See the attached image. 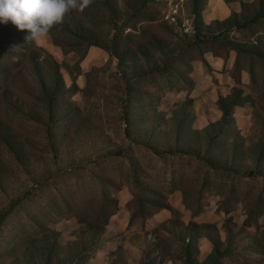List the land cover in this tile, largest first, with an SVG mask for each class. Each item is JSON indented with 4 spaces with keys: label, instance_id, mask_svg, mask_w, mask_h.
<instances>
[{
    "label": "rangeland",
    "instance_id": "obj_1",
    "mask_svg": "<svg viewBox=\"0 0 264 264\" xmlns=\"http://www.w3.org/2000/svg\"><path fill=\"white\" fill-rule=\"evenodd\" d=\"M155 1L145 10L150 13L146 18H154V33L166 40L171 31L194 34L195 0ZM228 1L200 0L201 20L209 24L241 10L239 1ZM241 1L249 19L264 4ZM121 17L130 27L142 22L126 12ZM0 31L12 35V45L18 42L12 59L0 51V214L11 211L0 224V264H42L48 258L50 264H186L182 257L188 245L193 264H215L208 262L214 249L210 238L221 244L219 264H264V165L262 177L251 179L211 170L187 156L156 154L172 147L173 140L156 133L150 148L126 135L125 81L106 50L90 46L81 58L85 48L64 49L51 33L36 44L26 40L28 30H18L11 21L0 23ZM117 31L103 28V41L117 32L116 45L123 49L130 30ZM230 36L258 41L260 48L253 51V86L248 73L242 75L240 88L250 101L235 110L248 152L264 131V19ZM219 45L210 43L225 50ZM208 59L214 72L202 61L193 62L191 93L165 87L158 100L152 83L143 86L148 107L154 115L163 114L162 124L170 123L184 104L198 115V127L219 119L218 95L230 93L236 78L229 76L227 63ZM53 61L62 86L45 125L25 117L22 109L37 108L31 96L40 75L51 83L57 77ZM148 112L140 130L156 125ZM219 146L223 155V141ZM252 166L246 154L241 172ZM148 199L159 205L167 201L174 211L151 217ZM259 208L262 215H257Z\"/></svg>",
    "mask_w": 264,
    "mask_h": 264
},
{
    "label": "trees",
    "instance_id": "obj_2",
    "mask_svg": "<svg viewBox=\"0 0 264 264\" xmlns=\"http://www.w3.org/2000/svg\"><path fill=\"white\" fill-rule=\"evenodd\" d=\"M120 1L93 0L92 4L83 12L74 15L67 14L63 23L53 27L50 33L56 43L62 45L64 49L69 48L68 50L78 51L79 48H85L81 58L85 56L88 47L98 46L116 59L118 73L122 75L125 81L123 119L126 135L138 144L150 146L156 133L158 135L164 134L173 140V149L170 147L167 150L166 147L162 148L163 150L160 152L154 150L156 154L165 155L170 153L174 156L175 154L183 157L187 156L205 164L214 171L228 174L235 173L251 179L261 178L264 165V131L261 141L253 149L246 152L247 138L242 133L240 134L239 129H237L238 124L235 116V110L244 108L250 101V97L244 95L243 90L240 88L245 84L242 75L244 71L248 73L250 84L253 86L254 72L257 66L253 51L260 48L258 41H238L231 37L230 33L236 30H244L259 22L260 18L264 19V4L260 5L258 14L253 19H249L243 9L246 3L237 0L241 6L239 12L232 11L228 18L207 24L201 20V8L197 6L200 0H195L194 34L189 35L183 31H171L167 36L170 40H166L154 33L155 25L152 24L154 18H146V15L150 13L145 10H147L146 8L151 10L150 7L156 5L155 0H139L137 2L122 0L123 9H120ZM223 1L226 3L232 2ZM124 12L129 13L132 20L142 21L139 22L137 28L135 26L130 27L125 21H122L121 15ZM143 23L147 24L142 25ZM106 27L114 31H117L119 27L130 30L126 38L128 43L123 49H119L115 42L114 37L118 31L114 32L108 42L103 41L102 29ZM57 36L62 39L58 40ZM132 37L136 39L132 40ZM137 39H139L138 44H131L135 43ZM12 40L11 34H3L0 31V51L9 59L14 57L16 43L18 44V42H14L15 44L12 45ZM212 42L220 43L219 46L226 47L225 50L210 47ZM232 51L236 54L234 64L231 68H226V71L229 72L232 78L233 76L236 78L234 86L236 88L233 90V87L228 94L218 95L217 106L221 113L219 119L210 121L203 127H198L196 125L198 115L194 114L193 107L187 111V106L184 104L171 115L170 123L167 125L162 124L165 120L163 114L158 112L154 115L155 110L148 107L151 103L143 95V86L152 83L158 89V100L162 95V91H165V87L177 92L186 90L191 93L195 88V82L191 76L193 62L195 60L202 61L214 71L205 57L206 54L211 52L215 56L222 57L227 63ZM53 63L56 67L55 74L57 77L51 83V80H44L43 76L40 75L37 92L31 96L34 106L37 108L30 105L27 109H22V114L25 117L45 125L51 121L54 106L58 99L57 94L62 86L58 63L56 61H53ZM189 98L193 99L190 95ZM156 101L153 100V102ZM147 112L152 114L150 122L153 121L156 125L146 130H140L139 125L146 121ZM221 141L226 146L223 155L218 154L221 149L219 146ZM246 154L250 156L255 166L245 168L244 173H242L241 165ZM179 190L183 191V188L180 187ZM146 205L154 209L150 215L151 217L164 210L174 211L167 201L165 204L159 205L148 199ZM10 212V209H8L0 214V224ZM262 213L263 210L259 208L257 215H262ZM210 240L214 243V249L208 257V262L214 261L215 264H219L223 257V253L219 248L221 244L218 240L212 238ZM192 254V245H188L184 249L182 257L185 259L186 264H193L191 261ZM42 264H50L49 258L47 263Z\"/></svg>",
    "mask_w": 264,
    "mask_h": 264
},
{
    "label": "clouds",
    "instance_id": "obj_3",
    "mask_svg": "<svg viewBox=\"0 0 264 264\" xmlns=\"http://www.w3.org/2000/svg\"><path fill=\"white\" fill-rule=\"evenodd\" d=\"M93 0H0V23L28 30L27 41L39 44L72 11L83 12Z\"/></svg>",
    "mask_w": 264,
    "mask_h": 264
},
{
    "label": "crops",
    "instance_id": "obj_4",
    "mask_svg": "<svg viewBox=\"0 0 264 264\" xmlns=\"http://www.w3.org/2000/svg\"><path fill=\"white\" fill-rule=\"evenodd\" d=\"M212 56V57H215V58H217V59H219L221 62H222V64H223V66H225V60L222 58V57H220V56H215L213 53H211V52H209V53H207L206 54V59H207V61L209 62V64L212 66V67H216V66H214L213 64H211V62L209 61V59H208V57L209 56ZM235 56H236V54H235V52L234 51H232L231 53H230V57H229V59L227 60V67H228V69L229 68H231L232 66H233V64H234V60H235ZM198 62H200V61H198ZM214 72V71H213ZM229 74V73H228ZM229 76H230V74H229ZM231 77V76H230Z\"/></svg>",
    "mask_w": 264,
    "mask_h": 264
},
{
    "label": "built area",
    "instance_id": "obj_5",
    "mask_svg": "<svg viewBox=\"0 0 264 264\" xmlns=\"http://www.w3.org/2000/svg\"><path fill=\"white\" fill-rule=\"evenodd\" d=\"M186 31L188 32V31H190V29H189V28H187V29H186Z\"/></svg>",
    "mask_w": 264,
    "mask_h": 264
}]
</instances>
